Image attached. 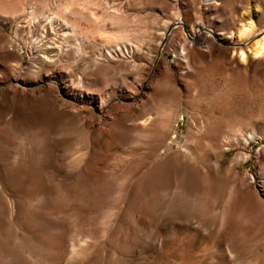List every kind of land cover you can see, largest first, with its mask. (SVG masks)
I'll list each match as a JSON object with an SVG mask.
<instances>
[{
	"label": "rangeland",
	"instance_id": "rangeland-1",
	"mask_svg": "<svg viewBox=\"0 0 264 264\" xmlns=\"http://www.w3.org/2000/svg\"><path fill=\"white\" fill-rule=\"evenodd\" d=\"M263 37L264 0H0V264H264Z\"/></svg>",
	"mask_w": 264,
	"mask_h": 264
},
{
	"label": "bare ground",
	"instance_id": "bare-ground-1",
	"mask_svg": "<svg viewBox=\"0 0 264 264\" xmlns=\"http://www.w3.org/2000/svg\"><path fill=\"white\" fill-rule=\"evenodd\" d=\"M71 7V6H70ZM68 8V7H67ZM120 13V12H119ZM62 16V15H61ZM54 17V16H53ZM53 20L52 21H54L55 20V22H57L58 23V25H62L63 27H67L66 26V24H65V22L63 21V20H61V19H59V18H52ZM51 23V22H50ZM177 25H183L184 26V24L183 23H176ZM252 30H254V27H253V24L252 23H249V24H247V25H245V26H243L242 28H241V30H240V34H239V36H240V38L241 39H247V37L248 36H251L250 34H252V32H254V31H252ZM198 32V35L199 34H201L200 32H202V30H198L197 31ZM42 37V36H41ZM45 38V37H44ZM40 40V39H39ZM254 47H252V52L254 53V57H258V56H260V55H264V37L260 40V41H258V42H256V44L255 45H253ZM125 47V50H126V52L127 53H131V54H133L134 52H135V50H134V48H132V46L130 47V48H127V46L125 45L124 46ZM50 49H51V47H48L47 48V50L48 51H50ZM187 49V48H186ZM121 52V51H120ZM125 52V51H124ZM59 52L58 51H50V52H46L41 58H40V62H41V65L42 66H44V70H45V68L47 69L46 71H48V69H49V65H50V63H53L54 64V62H56V59H58L59 58ZM247 52H244V51H242L241 50V53H240V59H242L245 63H246V61H247ZM262 55V56H263ZM129 56V55H128ZM131 56V55H130ZM182 56L185 58V56H186V51H185V49H183V51H182ZM261 56V57H262ZM248 57H249V55H248ZM256 57V58H257ZM250 58V57H249ZM60 59V58H59ZM58 59V60H59ZM250 62L252 63V64H257V65H261V64H264V59L263 60H259V61H254L253 59H250ZM38 63V62H37ZM248 64V63H247ZM52 65V64H51ZM39 68V67H38ZM41 69V68H40ZM134 98V97H133ZM103 103V102H102ZM106 103V102H105ZM107 105V104H106ZM254 133V132H253ZM2 162V161H1ZM3 163V162H2ZM2 163H0V164H2ZM7 165V164H6ZM5 165V166H6ZM4 167V165H1V167H0V181L1 182H4V179L6 178V176L8 175V174H6L5 175V170L7 169V168H3ZM10 177V176H9ZM1 184V183H0ZM8 185V184H7ZM6 185V186H7ZM2 186V185H1ZM18 186V185H17ZM16 187V186H15ZM9 188V187H8ZM3 189V188H2ZM6 190V188L3 190V191H5ZM12 190V189H11ZM7 191V190H6ZM19 191V190H18ZM21 191V190H20ZM39 191V190H38ZM10 193V192H9ZM17 193V192H16ZM19 195V194H18ZM13 196V195H12ZM3 197V196H2ZM1 198V197H0ZM4 198V197H3ZM14 199V198H13ZM16 201V200H15ZM1 202L3 203V204H6V203H4L1 199H0V204H1ZM6 202V201H5ZM12 202V201H11ZM19 202V201H18ZM15 204V203H14ZM14 204L12 205V207H11V203H10V208H8L7 206H3V208L5 209V211L6 212H8V213H11V215H13L14 216V214L15 213H17V212H19L18 211V206H14ZM2 205V204H1ZM23 206V205H22ZM21 206V207H22ZM2 208V209H3ZM22 209H23V207H22ZM21 209V210H22ZM23 211V210H22ZM18 214V213H17ZM18 216V215H17ZM21 216V215H20ZM33 217V216H32ZM73 239H72V241H73V245H72V247H73V249H75L76 247H77V244H76V239L74 238V237H72ZM195 238V237H194ZM40 241V240H39ZM194 242V241H193ZM192 252V251H191ZM233 253V252H232ZM183 256V255H182ZM171 257H173V256H171V255H169V256H166L165 258H164V261L165 260H168L169 258H171ZM177 258V257H176ZM182 258V257H181ZM179 259H180V257H179ZM171 261V260H170ZM180 261H183L182 259L180 260ZM195 263V262H194ZM19 264V263H18ZM169 264V263H168Z\"/></svg>",
	"mask_w": 264,
	"mask_h": 264
}]
</instances>
